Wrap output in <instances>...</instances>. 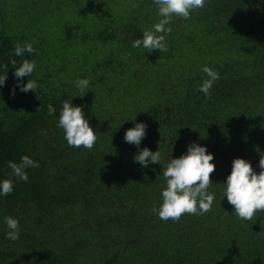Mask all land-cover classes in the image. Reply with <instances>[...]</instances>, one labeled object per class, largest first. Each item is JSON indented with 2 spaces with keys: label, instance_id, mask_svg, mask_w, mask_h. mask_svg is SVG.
Segmentation results:
<instances>
[{
  "label": "trees",
  "instance_id": "16d2710c",
  "mask_svg": "<svg viewBox=\"0 0 264 264\" xmlns=\"http://www.w3.org/2000/svg\"><path fill=\"white\" fill-rule=\"evenodd\" d=\"M19 3L8 9L0 0V64L8 65L0 180L11 176L8 161L23 155L40 167L27 170V182L14 178V191L0 197V264H264V210L239 218L222 184L234 158L261 171L264 0H208L190 18L174 17L163 52L132 47L159 22L153 0H130L121 14L119 0L117 13L104 0ZM17 41L32 42L35 52L14 56ZM24 58L37 67L19 79H35L38 88L13 95L10 59L19 67ZM205 65L220 73L207 96L199 91ZM78 78L90 80L84 92ZM66 99L98 129L93 148L69 146L57 127ZM136 122L147 124L139 148L124 140ZM192 142L214 154L213 206L162 220L152 209L167 186L164 167ZM144 147L160 149V164L134 161ZM6 216L19 220L16 241L6 238Z\"/></svg>",
  "mask_w": 264,
  "mask_h": 264
},
{
  "label": "clouds",
  "instance_id": "9594fccd",
  "mask_svg": "<svg viewBox=\"0 0 264 264\" xmlns=\"http://www.w3.org/2000/svg\"><path fill=\"white\" fill-rule=\"evenodd\" d=\"M153 2L157 6L159 22L152 25L150 29L144 30L142 38L135 39L132 47L163 52L167 51L166 37L172 31L170 24L173 18H190L192 12L204 8L208 0H153ZM34 52L32 42L17 41L13 55L24 57L25 53L31 55ZM10 63L15 69L14 75L17 78L12 94H15L16 88L24 93L29 90L35 93L38 88L37 80L27 79L25 84L19 78L30 77L37 67L36 61L24 58L19 67L16 66L15 59H10ZM7 69V64H0V70H2L0 71V87L5 85L8 78ZM203 71L208 78L199 85V91L207 96L214 83L219 80L220 73L207 65L204 66ZM75 83L81 92L90 86L88 78H78ZM56 111L57 109L52 104L48 105L50 115H55ZM57 127L64 130V139L71 147L80 148L82 146L91 149L98 139V129L93 130L89 119L85 116L83 106H74L72 99L62 102ZM146 130V123L136 122L133 128L125 132V142L139 148L142 139L146 136ZM162 156L163 153L159 148L153 152L144 147L134 155V161L147 168L149 164H160ZM213 161L214 154L208 152L206 146L196 142L190 143L187 152L179 158H171L163 170L167 186L161 191L162 203L158 208L154 206L152 211L165 221L169 219L178 221L186 213L203 215L210 211L216 195L209 191V186L213 184L210 181V174L216 169ZM8 167L12 170L11 176L0 180V197L7 196L14 191V178L27 182L29 179L27 170L39 168L40 164L30 156L23 155L19 162L8 161ZM259 168L261 171L257 173L250 161L234 158L232 170L222 183L224 185L223 198L226 197L229 204L234 206V214L244 220H251L254 215L264 210V157L259 161ZM4 223L8 229L5 233L6 238L10 241L18 240L20 238L19 220L13 216H6Z\"/></svg>",
  "mask_w": 264,
  "mask_h": 264
},
{
  "label": "rangeland",
  "instance_id": "374dc122",
  "mask_svg": "<svg viewBox=\"0 0 264 264\" xmlns=\"http://www.w3.org/2000/svg\"><path fill=\"white\" fill-rule=\"evenodd\" d=\"M20 1H21V0H4V6L7 7L8 9H15V7H16L17 5L23 3V2L19 3ZM104 1L109 2L110 4H113V5H112L113 7H111V9H112L113 12L117 13L118 10H116V7H115V5H116L115 0H104ZM129 1H130V0H119V3H120V4H119V10H120V13H119V14H121V13L124 11V9L127 7L128 3H129ZM6 4H7V5H6ZM8 9H7V10H8ZM19 11H21V10L19 9ZM116 16H117V15H114V17H116ZM9 21H11V24H12V20H11V18H9ZM56 28H58V29L60 30V28H61V24L58 25V27H55V26H53V25L50 26V29H51L52 31H54V32H55ZM51 34L56 35V33H55V34H54V33H51ZM109 49H110V48H109Z\"/></svg>",
  "mask_w": 264,
  "mask_h": 264
}]
</instances>
